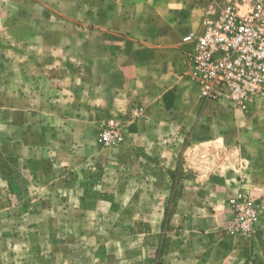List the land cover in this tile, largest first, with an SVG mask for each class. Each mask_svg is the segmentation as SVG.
I'll use <instances>...</instances> for the list:
<instances>
[{
	"label": "rangeland",
	"instance_id": "rangeland-1",
	"mask_svg": "<svg viewBox=\"0 0 264 264\" xmlns=\"http://www.w3.org/2000/svg\"><path fill=\"white\" fill-rule=\"evenodd\" d=\"M219 2L194 0L206 13L184 38L189 61ZM87 3L0 0V264H264L250 245L264 205L249 236L224 227L229 198L257 195L229 188L240 166L231 155L257 108L205 102L184 75L173 121L143 124V107L133 117L141 106L100 110L103 80L84 57L86 41L104 39L90 28L106 22ZM200 107L206 123L192 140ZM108 118L119 145L99 142Z\"/></svg>",
	"mask_w": 264,
	"mask_h": 264
},
{
	"label": "crops",
	"instance_id": "crops-1",
	"mask_svg": "<svg viewBox=\"0 0 264 264\" xmlns=\"http://www.w3.org/2000/svg\"><path fill=\"white\" fill-rule=\"evenodd\" d=\"M197 6H194V0H88L85 11H89L91 16L96 13L93 11H103L106 22L104 28H90L93 33L103 32L104 39L86 41L88 52L84 57L90 68L99 72V75L93 74L90 78L95 79V76L103 80L99 88L105 89V95L104 101L98 105L100 110H126L141 106L145 110L141 119L143 124L152 121V115L158 117V122L153 120L157 124L165 118L173 121L170 108L182 93V80L184 75L188 77L190 66L184 38L189 30L201 24L200 18L206 13L201 8L198 11ZM187 81L191 83L188 78ZM200 111L199 124L192 140L205 122L206 108L200 107ZM234 123L242 126L240 121ZM245 125L249 131L241 134L231 155L239 160L240 166L229 188L232 192L252 188L262 206L264 109L257 108ZM242 142L248 146L243 147ZM225 208L228 220L224 227L232 216L230 207ZM250 245L254 256L258 253L255 258L263 260L264 220L262 229L250 240Z\"/></svg>",
	"mask_w": 264,
	"mask_h": 264
},
{
	"label": "built area",
	"instance_id": "built-area-1",
	"mask_svg": "<svg viewBox=\"0 0 264 264\" xmlns=\"http://www.w3.org/2000/svg\"><path fill=\"white\" fill-rule=\"evenodd\" d=\"M188 79L205 102L228 101L231 109L249 113L264 109V0H220L203 21L190 59ZM137 107L133 117L141 115ZM99 142L115 146L124 136L114 119L99 125ZM232 219L225 227L236 239L258 228L261 205L248 193L228 199Z\"/></svg>",
	"mask_w": 264,
	"mask_h": 264
}]
</instances>
